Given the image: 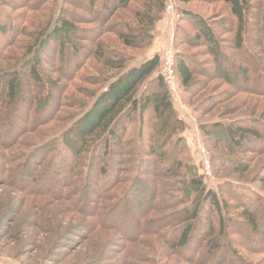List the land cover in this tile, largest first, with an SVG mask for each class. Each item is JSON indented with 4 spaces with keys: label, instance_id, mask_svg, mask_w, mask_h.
<instances>
[{
    "label": "rangeland",
    "instance_id": "rangeland-1",
    "mask_svg": "<svg viewBox=\"0 0 264 264\" xmlns=\"http://www.w3.org/2000/svg\"><path fill=\"white\" fill-rule=\"evenodd\" d=\"M2 1L4 9L15 19L14 27L4 28L0 24V75L6 83L12 77V71L17 70V65L27 59L25 48L31 36L49 22L54 0ZM63 1L56 2L57 10L60 11ZM168 2L174 4L175 12L169 14L164 10L162 20L154 29L151 45L133 50L120 43L118 33L133 25L134 12L142 9L140 0H132L128 7L119 8L111 3L113 10L104 8V0H68L65 14L76 15L80 21L77 27L82 28V34L74 37L80 44L76 46L78 54L72 47L59 51L57 44L51 41L40 46L45 79L53 85L40 91L21 69L22 75L18 79L20 93L11 104L4 100L6 91L1 92L0 83V264H198L184 257L196 248L195 244H191V250L182 249L180 254L171 252L167 246V239L176 227L184 205L173 200L171 207L161 206L169 199V194H174L161 193V187H156L171 179L162 175L161 165L165 161L161 154L158 159L150 157L158 163L149 165L150 175L139 172L138 177V182H145L148 190L154 189V192L149 190L156 203L152 208H149L152 200L143 193L136 209L126 205L127 201L120 206L106 207V203H112L114 198L112 190L102 195L91 193L90 188L84 191L75 176L73 179L69 174L56 175L50 161L54 157L55 151L50 149L57 132L66 131L70 126L69 135L79 131L75 123L88 113L111 83L154 55L161 59L169 47L174 48L176 59L180 55L189 56L197 64V74L192 88L182 86L177 70L175 89L164 79L172 105L183 124L177 135L161 150L164 157L167 159L175 148L180 147V138L181 146L185 148L182 180L189 184L193 177H199L207 190L215 191L220 197L222 186L223 197L231 205L232 219L240 220L241 204L255 206L264 202V139L246 150H237L228 146L227 133L222 128L212 129L216 135L212 138L206 137L203 131L205 126L217 127L244 119L250 121L251 117L264 122V94L258 88L264 86L263 31L259 29L253 33L257 35L252 45L256 64L250 65L252 78L246 77V82L243 75L238 76L235 66H247L249 63L244 62V53L231 48L229 37L232 34L228 32L229 16L224 2ZM254 4L257 8L254 9L253 26L259 27L264 0H254ZM188 13L199 14L216 26L222 39L223 49L219 53L208 54L207 41L195 38L198 22ZM96 43L103 46L108 55L121 51L128 53L130 60L126 67L110 71V74L106 72L93 55L91 45ZM224 52L231 63L221 64ZM159 75L161 65L152 77ZM151 83L152 78H148L141 90ZM140 112L126 133V139L132 141L138 158L142 156L145 145ZM162 136L166 138V132L157 138L159 146L164 143ZM49 152L51 154L47 156ZM122 157L120 176L121 181H126L118 182L113 191L121 192L123 187L129 186L131 183L127 177L134 179L137 172L133 165H140L130 155ZM24 162L28 174L21 173ZM36 166V177L32 181L29 175L35 173ZM237 170L244 175L235 174ZM173 180L177 184L182 183L181 179ZM231 186L237 190L236 193L231 192ZM32 190L39 192L33 193ZM195 194L192 190L190 198V195L187 197L183 191H178L175 199L189 203ZM97 213L107 214L101 219ZM129 215L136 221L148 223L138 226L130 218L132 225H127L130 222L125 221V217ZM156 225L163 229L149 232ZM238 229L232 227L231 235L240 242L235 247L240 250L243 261L264 264V249L249 250L247 246L254 243H245ZM258 244L263 246V243ZM206 257L203 252V263L199 264H204ZM209 264H214V261Z\"/></svg>",
    "mask_w": 264,
    "mask_h": 264
},
{
    "label": "trees",
    "instance_id": "trees-1",
    "mask_svg": "<svg viewBox=\"0 0 264 264\" xmlns=\"http://www.w3.org/2000/svg\"><path fill=\"white\" fill-rule=\"evenodd\" d=\"M67 1H63L64 4L59 11L56 8L58 0H54L49 22L45 26L39 27L34 36H31L32 39L25 48L27 59L17 65V68H15L17 70L12 71L10 74L12 77L6 83L3 80V76L0 75L1 92L3 90L6 91L4 93V100H7V102L13 104L18 98V94L20 93L18 79L21 77L22 71L27 78H31L36 83L35 85H37L40 91L45 90L46 87L49 88V85L52 84L48 79H45L46 71L41 54L39 53L42 44L44 46L48 41L55 42L59 51H65L69 47H72L74 53L78 54L76 46L80 44L75 42L76 38L74 37L82 34V28L77 27L80 21L79 19L77 20L76 15L68 16L65 14ZM131 1L104 0V8L113 10L109 5L111 3L114 7L117 6L118 8L128 7ZM140 1L142 2V9L134 12L133 25H129V28H126L125 31L118 33L120 43L124 47L133 50L151 45L156 24L162 20L168 3V0ZM178 1L185 4L190 3L192 0ZM222 1L227 8L229 16L227 23L229 24L228 32L232 34V37H229L232 43L231 48L244 53L242 55L243 60L245 63H249L247 66H235V70L238 71V76L243 75L245 79L246 77L252 78L250 65L256 64V56L252 50V45L254 44L253 41L257 39V35L253 33L261 29L263 31L262 36L264 37V12L261 13V25L255 27L253 26V18H255L256 13L254 9L257 6H255L254 0ZM4 7L3 1L0 0V24L4 28L5 26L14 27L15 19L11 17ZM262 7L264 8V4H262ZM188 16H193L197 19L199 30L195 38L199 41L202 38L204 41H207L208 54L210 52L214 55L219 53L223 48L221 47L222 39H220L221 36L216 26L199 14L188 13ZM91 48L94 49L93 55L97 57L103 69L109 72V74L110 71L126 67L130 60L129 54L122 51L116 55H108L106 53L107 50L99 43L91 45ZM262 49L264 51V42ZM223 58L221 59V64L226 63V61L227 63H231V59L228 58L226 52H224ZM161 62L162 58L160 59L159 55H154L151 59L129 69L122 78H118L115 82L111 83L109 89L98 97L97 102L88 113L75 123L80 129L79 131L69 135L68 130L72 127L70 126L66 131L57 132L54 136L53 146L50 149L51 152L55 151L54 155L52 154L54 157L50 159L52 161V169L56 171V175L62 173L69 174L73 179H75V176L76 179L80 180L79 182L84 191L90 188L91 193L102 195L103 193L108 194L112 190L113 194L111 193V195L114 198L112 199V203H106V207L112 205L120 206L127 201L126 205L136 209L139 204L138 200L143 193L152 200L150 206L147 204V207L149 206L150 208L156 204L149 193V190L154 192V189L148 190L145 182H140L141 185H139V172L150 175L149 165L158 164L156 159H151L150 157L155 156L158 159L161 154L163 156L162 159H164L163 162L165 161L161 165L162 175L167 176V179L171 177V179L157 184L156 187H161V193H174L173 195L169 194V199L164 203L162 202L161 206L171 207L173 200L175 203L177 202L176 204L181 203L184 205L180 215L177 217L176 227L170 232V237L167 239V242H169L167 246L170 251L180 254L182 249L191 250V244H195L196 248L193 251L191 250V252L189 251L187 255H184L192 263H203V252H205L207 257L204 264H209L213 261L214 264H248L239 255L240 250L235 247V244L240 242L231 235L232 227L239 228L238 230L245 239V243H254L253 246L251 244L247 246L249 250L260 251L262 248L264 249V202L255 206L247 205L246 203V206L241 204L240 220L232 219L231 205L223 197L222 186V197H220L215 191L211 189L207 190L203 184V180L199 177H193L189 184L184 179L182 180L181 169L184 168L182 165L184 157L182 156L184 155L185 148L181 146L180 138H177L180 147L175 148L167 159L164 157L161 150L173 136L177 135L178 131L182 129L183 124L172 105L163 76L152 77L160 69ZM194 63L189 56L180 55L176 59V70L182 86L185 88H192L195 82L197 74L195 66L197 64L195 63L194 65ZM221 66L220 68L223 70L224 67ZM148 78H152V85H147V87L141 90L142 85ZM258 88L260 92H263L261 94H264V86H259ZM138 111H141V132L143 131L145 143L140 158L135 154L132 141L126 139L128 126L135 120V115ZM217 128H222L227 133L228 146L237 150H246L248 147H252V144L258 145L257 143L264 139V122L255 117H251L250 121H245L244 119L228 124H220L217 127L205 126L203 127L205 136L208 138L216 137L212 129L216 130ZM165 132L167 137L164 138L165 136H162L164 143L159 146L157 138ZM49 154L51 153L49 152L46 155L48 156ZM123 155H130L140 165L138 167L135 165L136 163L133 165L134 168H137V172L134 179L127 177L131 183L129 186L123 187L121 192L119 190L113 191L117 187L118 182L126 181V179L121 181L122 177L120 176V166L124 162ZM211 161L214 162L213 157ZM23 164L22 168L24 170L22 169L21 173L28 174L25 162ZM38 164L40 165V163ZM37 166L35 173L30 172L29 176H32V181L36 177ZM3 171L4 169H2ZM73 173L74 175H71ZM234 173L241 176L244 175L239 170L234 171ZM176 178L181 179L182 183L177 184V181L173 180ZM91 179L95 186L91 182ZM101 179L102 182H100ZM93 187H96V189H93ZM192 190L196 194L193 195L189 203L183 199L179 202L177 201L178 199H175V194L178 191H183L187 197L190 195L191 198ZM230 190L233 193L237 192L232 186ZM31 192L38 193L39 191L32 190ZM135 192L136 194H134ZM236 196L240 195L236 194ZM124 211L127 213V210ZM141 213L143 212L141 211ZM103 214L97 213L98 218H105L107 213ZM131 217L132 215L125 217V221L130 222L127 225H132L130 221ZM132 220L138 226L148 223L136 221L135 218ZM161 229H163L161 225H156L149 232L156 233ZM258 243H263V246ZM219 251H221L220 254Z\"/></svg>",
    "mask_w": 264,
    "mask_h": 264
},
{
    "label": "built area",
    "instance_id": "built-area-1",
    "mask_svg": "<svg viewBox=\"0 0 264 264\" xmlns=\"http://www.w3.org/2000/svg\"><path fill=\"white\" fill-rule=\"evenodd\" d=\"M165 11L169 14L175 12V7L172 2H168ZM176 54L173 47H169L165 50L161 62V75L170 85L172 89L176 87Z\"/></svg>",
    "mask_w": 264,
    "mask_h": 264
}]
</instances>
